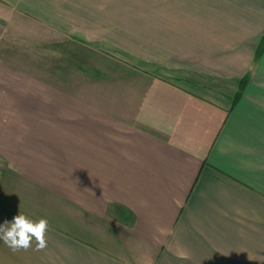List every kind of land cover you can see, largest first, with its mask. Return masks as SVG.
Listing matches in <instances>:
<instances>
[{"label":"crops","instance_id":"1","mask_svg":"<svg viewBox=\"0 0 264 264\" xmlns=\"http://www.w3.org/2000/svg\"><path fill=\"white\" fill-rule=\"evenodd\" d=\"M20 212L47 247L0 264H264V0H0V224Z\"/></svg>","mask_w":264,"mask_h":264},{"label":"clouds","instance_id":"2","mask_svg":"<svg viewBox=\"0 0 264 264\" xmlns=\"http://www.w3.org/2000/svg\"><path fill=\"white\" fill-rule=\"evenodd\" d=\"M49 222L46 218L33 220L21 213L14 216L12 221L0 224V241L13 252L27 251L33 247L35 251H42L47 247V232ZM248 259L264 262V256H250Z\"/></svg>","mask_w":264,"mask_h":264},{"label":"rangeland","instance_id":"3","mask_svg":"<svg viewBox=\"0 0 264 264\" xmlns=\"http://www.w3.org/2000/svg\"><path fill=\"white\" fill-rule=\"evenodd\" d=\"M32 54H30V50L28 49H6L5 60L15 64L16 67H23L24 69L32 68L34 69L38 75L46 76L49 79H54L56 76L62 71H64V56H58L57 59L53 57V55L46 56V52L40 50H31ZM30 55H33L34 59H30ZM48 55V54H47ZM36 56V57H35ZM36 58V59H35ZM62 58V59H60ZM47 61V66L44 64H36L35 62H43ZM62 62V63H61ZM25 71V70H24ZM54 85L61 86L64 82L52 80L50 82Z\"/></svg>","mask_w":264,"mask_h":264}]
</instances>
